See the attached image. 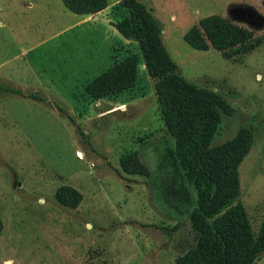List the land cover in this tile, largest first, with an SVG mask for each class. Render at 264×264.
Instances as JSON below:
<instances>
[{"label":"rangeland","instance_id":"rangeland-1","mask_svg":"<svg viewBox=\"0 0 264 264\" xmlns=\"http://www.w3.org/2000/svg\"><path fill=\"white\" fill-rule=\"evenodd\" d=\"M115 1L109 15L120 20L127 12ZM141 1L161 15L176 71L231 105L211 146L241 128L252 134L237 170L239 196L224 211L241 205L236 221L255 238L264 219V0ZM213 14L252 30L260 45L247 54L239 45L228 54L194 48L184 35ZM81 19L63 0H0V87L23 91L0 89V264H179L198 244V192L178 166L159 80L137 40ZM132 55V86L103 98L87 93L89 82ZM37 92L44 100L31 98Z\"/></svg>","mask_w":264,"mask_h":264},{"label":"trees","instance_id":"trees-1","mask_svg":"<svg viewBox=\"0 0 264 264\" xmlns=\"http://www.w3.org/2000/svg\"><path fill=\"white\" fill-rule=\"evenodd\" d=\"M63 1L76 14H94L109 4V0ZM123 5L127 15L112 24L126 39L137 40L150 75L159 80L156 93L166 129L177 142L178 166L198 192L197 204L191 213V227L198 244L187 256L179 258V264H256L264 255V219L254 238L236 221L240 219L236 216V208L241 209V205L224 211L239 196L237 170L251 149V132L241 128L234 139L212 147L220 112L231 114V105L215 90L198 86L176 71L177 64L163 41V22L143 1L123 0ZM253 36L252 30L237 26L232 19L213 14L200 19L184 38L199 50H209L212 44L228 54L227 48L239 45L238 53L247 54L260 45ZM136 73L137 58L134 55L126 57L89 82L86 91L95 98L120 92L132 86ZM0 89L23 94L16 87L2 86ZM31 98L44 100L38 92ZM78 129L85 143L96 150L82 127ZM108 164L126 179L111 161ZM65 189L80 195L72 188ZM61 200L68 203L64 198ZM155 226L169 235L174 231L166 225Z\"/></svg>","mask_w":264,"mask_h":264},{"label":"crops","instance_id":"crops-1","mask_svg":"<svg viewBox=\"0 0 264 264\" xmlns=\"http://www.w3.org/2000/svg\"><path fill=\"white\" fill-rule=\"evenodd\" d=\"M114 4H116V1L114 0V2H112L111 0H109V4L108 6L103 9L102 11H99L97 13L94 14H78L79 16H82V19L79 20L78 23L81 22H91L93 21L95 23V27H105L107 32L110 33L111 35L115 36L116 38H120L118 33H117V28L112 24L115 21L118 20H114V18H112L109 14L111 12V9L113 8V6H115ZM33 4H30V6H32ZM71 11V10H70ZM155 15L158 16L161 19V15L155 12ZM161 21L163 22L164 25V30H163V39L166 33V27H165V23L164 21L161 19ZM119 32V31H118ZM130 40H127V42H129Z\"/></svg>","mask_w":264,"mask_h":264},{"label":"flooded vegetation","instance_id":"flooded-vegetation-1","mask_svg":"<svg viewBox=\"0 0 264 264\" xmlns=\"http://www.w3.org/2000/svg\"><path fill=\"white\" fill-rule=\"evenodd\" d=\"M260 15V14H259ZM261 17V16H260Z\"/></svg>","mask_w":264,"mask_h":264}]
</instances>
